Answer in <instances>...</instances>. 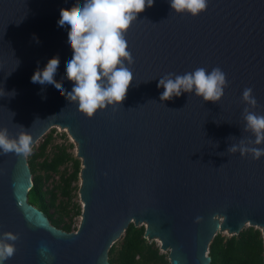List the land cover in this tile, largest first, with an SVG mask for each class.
Returning <instances> with one entry per match:
<instances>
[{"label":"water","instance_id":"95a60500","mask_svg":"<svg viewBox=\"0 0 264 264\" xmlns=\"http://www.w3.org/2000/svg\"><path fill=\"white\" fill-rule=\"evenodd\" d=\"M81 3L0 0V127L11 136L25 131L32 145L54 126L65 129L80 160L82 203L76 230L54 226L28 201V162L0 154V237L18 240L10 264H111L108 250L129 223L159 240L167 264H210L217 232L253 226L264 264V156L227 153L252 138L242 118L244 88L257 101L249 110L264 114V0H208L197 16L154 0L125 33L134 79L124 99L92 117L31 83L37 68L43 73L58 60L55 83L71 90L64 69L72 51L57 25ZM197 67L226 74L218 102L192 93L160 100V76Z\"/></svg>","mask_w":264,"mask_h":264},{"label":"clouds","instance_id":"9594fccd","mask_svg":"<svg viewBox=\"0 0 264 264\" xmlns=\"http://www.w3.org/2000/svg\"><path fill=\"white\" fill-rule=\"evenodd\" d=\"M153 3L154 0H82L70 13L62 12L57 30L67 35V47L72 51L64 69V79L73 82L71 90L55 83L60 67L58 60L50 63L43 73L37 68L31 77L33 88L51 89L67 101L75 102L87 117L108 106H118L134 79L125 33L136 21L137 13ZM168 3L172 12L197 16L206 9L208 0H168ZM227 84L221 68L197 67L182 74L165 73L159 77L157 88H163L161 101L192 93L203 101L218 102ZM11 93L14 95V91ZM241 101L245 104L244 129L252 133V138L231 143L227 153L239 151L241 155L259 159L264 156V114L249 110L257 103L252 88L243 89ZM31 150L32 141L25 131L11 136L7 128L0 127V154L12 153L19 160L27 161ZM17 244L18 240L11 236L0 237V264L13 261ZM46 251L41 249L42 254Z\"/></svg>","mask_w":264,"mask_h":264},{"label":"trees","instance_id":"16d2710c","mask_svg":"<svg viewBox=\"0 0 264 264\" xmlns=\"http://www.w3.org/2000/svg\"><path fill=\"white\" fill-rule=\"evenodd\" d=\"M41 138V142L32 145L31 156L27 159L33 181L27 194L28 201L41 209L54 226L71 231L72 215L80 214L81 209L74 203L70 214L67 203L57 202V192L60 191L67 201L70 200V184L78 177L80 160L68 152L64 144L55 145V151L48 155L47 148L52 134L46 133ZM67 161L71 162L72 171L68 175L60 174V187H48L46 182L52 174L60 173L59 166ZM66 216L69 221H65ZM144 229V225L128 224L121 237L108 250L111 264H167V255L160 252L153 240L149 241L143 236ZM208 254L210 264H262L261 231L247 226L236 235L226 236L217 232L208 245Z\"/></svg>","mask_w":264,"mask_h":264},{"label":"rangeland","instance_id":"374dc122","mask_svg":"<svg viewBox=\"0 0 264 264\" xmlns=\"http://www.w3.org/2000/svg\"><path fill=\"white\" fill-rule=\"evenodd\" d=\"M46 133L52 134V140H51V142L47 148V154L48 155H51L52 152L55 151V145L64 144L67 147V151L70 152L74 157H76L75 156V153H76L75 143L73 142L71 137L68 135V133L65 131V129H63L59 126L58 127L54 126V127L50 128ZM62 133L64 136L62 135ZM41 141H42V138H39L36 142V145ZM71 171H72L71 162L70 161L65 162L64 164L59 166V172L60 173L52 174V177L46 182V185L48 187H52L54 185H58L57 187H60V185L62 184L61 179H60V174L64 173V175H68ZM79 182H80L79 176L77 177L76 180L71 182V184H70V187L72 189L71 193H70L71 198L68 201H67V198L65 196L61 195L60 191L57 192V196H58L57 202L60 201L61 203H63V202L67 203V205H68L67 209L70 211V214H72V205L74 203L78 204L80 209H81L82 203H81L79 195H78ZM58 190H59V188H58ZM79 218H80V214L72 215V219H71L72 230H76L78 223H79ZM64 219H65V221H69L68 216H66ZM245 227H247V226H245ZM222 234L228 236L226 232H224ZM153 241H154L155 245H157L159 248V244H160L159 240L154 239ZM160 252L166 254V252H164L162 250H160Z\"/></svg>","mask_w":264,"mask_h":264},{"label":"built area","instance_id":"2783aa9c","mask_svg":"<svg viewBox=\"0 0 264 264\" xmlns=\"http://www.w3.org/2000/svg\"><path fill=\"white\" fill-rule=\"evenodd\" d=\"M56 127H58V126H56Z\"/></svg>","mask_w":264,"mask_h":264}]
</instances>
